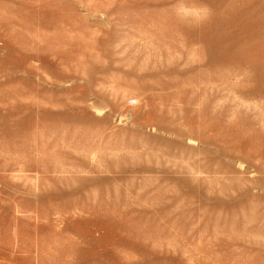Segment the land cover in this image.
<instances>
[{
	"label": "rangeland",
	"instance_id": "obj_1",
	"mask_svg": "<svg viewBox=\"0 0 264 264\" xmlns=\"http://www.w3.org/2000/svg\"><path fill=\"white\" fill-rule=\"evenodd\" d=\"M0 264H264V0H0Z\"/></svg>",
	"mask_w": 264,
	"mask_h": 264
},
{
	"label": "clouds",
	"instance_id": "obj_2",
	"mask_svg": "<svg viewBox=\"0 0 264 264\" xmlns=\"http://www.w3.org/2000/svg\"><path fill=\"white\" fill-rule=\"evenodd\" d=\"M180 11L186 16V17H194L196 19H202L204 14L206 13L207 9H187L182 8Z\"/></svg>",
	"mask_w": 264,
	"mask_h": 264
}]
</instances>
